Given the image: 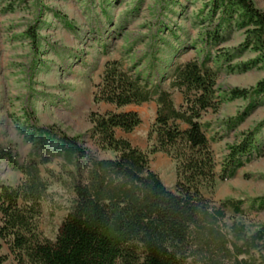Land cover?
Returning a JSON list of instances; mask_svg holds the SVG:
<instances>
[{
  "label": "trees",
  "instance_id": "trees-1",
  "mask_svg": "<svg viewBox=\"0 0 264 264\" xmlns=\"http://www.w3.org/2000/svg\"><path fill=\"white\" fill-rule=\"evenodd\" d=\"M209 2L207 17L216 25L203 33L200 58L167 64L158 55L153 34L145 56L128 60L125 55L132 54L128 48L124 56L108 60L94 92V102L116 109L156 103L151 130L157 141L154 151L176 161V190L168 189L151 168L147 153L117 136L118 130L132 132L142 123L135 110L91 114L96 143L113 151L114 157L95 156L79 135L23 125L21 131L33 147L29 156L20 163L11 150L0 151V157L22 174L17 185L0 182V241L8 246L14 264H264V224L252 229L227 215L228 209L244 215L246 200L228 198L216 205L202 192V187L217 180L234 178L262 155L258 133L264 121L228 146L217 172L211 145L216 138L208 137L211 123L202 119L221 105L217 70L210 65L213 48L228 40V29L235 24L246 37L218 56L222 63L247 50L258 56L244 64V71L264 62V11L253 0ZM31 35L35 47L38 36ZM166 79L170 89L164 86ZM171 89L182 94L181 104L175 102ZM261 97L264 78L250 88L230 89L229 100L248 102L243 112L228 119V129L243 123ZM55 158L74 167L69 173L75 196L51 239L42 237L38 222L50 196L41 167ZM251 205L264 208V196Z\"/></svg>",
  "mask_w": 264,
  "mask_h": 264
},
{
  "label": "rangeland",
  "instance_id": "rangeland-1",
  "mask_svg": "<svg viewBox=\"0 0 264 264\" xmlns=\"http://www.w3.org/2000/svg\"><path fill=\"white\" fill-rule=\"evenodd\" d=\"M210 0H0V151L11 150L22 163L33 150L21 127H53L73 136H81L84 145L97 157H114L102 149L93 137V112L135 110L142 123L132 132L117 131L147 153L151 168L166 187L176 190V161L163 151H154L157 141L152 134L157 105L149 102L120 109L94 102L96 84L105 63L124 56L128 60L145 56L153 34L158 55L167 64L200 58L205 29L216 25L208 19ZM264 11V0H253ZM71 24V27L69 25ZM229 38L213 48L210 63L217 70V88L221 105L208 110L202 119L212 141L216 170L219 172L228 146L264 121V97L257 99L245 121L228 129V119L243 112L247 100H229L234 87L250 88L264 78V62L243 70L244 64L257 58L247 50L229 62L218 57L245 40V32L233 24ZM32 32L38 36L34 47ZM227 32V31H226ZM148 58L143 60L142 66ZM164 86L170 89L169 80ZM174 100L182 94L171 89ZM262 155L241 168L226 181L217 180L202 187L203 194L218 205L228 198L245 199V214L227 210L229 220H243L250 228L264 224V208L252 207L253 199L264 196V126L258 133ZM42 175L49 184L50 196L42 205L38 226L42 237L54 239L74 200L70 171L61 158L44 165ZM22 174L0 157V182L17 185ZM1 219V214H0ZM1 223V220H0ZM2 258H5L3 261ZM0 264H14L8 246L0 241Z\"/></svg>",
  "mask_w": 264,
  "mask_h": 264
}]
</instances>
